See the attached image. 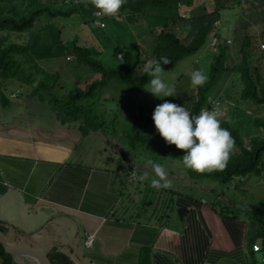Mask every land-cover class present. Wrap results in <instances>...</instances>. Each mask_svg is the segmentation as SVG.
<instances>
[{
    "label": "crops",
    "instance_id": "obj_1",
    "mask_svg": "<svg viewBox=\"0 0 264 264\" xmlns=\"http://www.w3.org/2000/svg\"><path fill=\"white\" fill-rule=\"evenodd\" d=\"M214 1L193 0L181 5L179 11L183 9L180 13L189 18L195 8L208 12ZM258 1L251 2L253 7L264 10V1ZM228 2H220V10L228 7ZM238 4L243 6V2ZM123 16L132 30L135 14ZM79 20L82 22V17ZM46 25L40 26L39 32L47 45H37L33 32L27 33L26 44L31 50L33 43L37 56L52 57L51 35L60 34L61 28L54 25L42 30ZM98 27L107 29V22L104 28ZM64 48L65 59L72 60L67 58L70 49ZM51 68L49 72H54L55 67ZM77 69L84 70L80 65ZM99 77L96 73L79 80L85 85ZM12 80L18 86L0 96V224L5 234L44 247L46 252L64 254V264H247L248 217L243 211L235 213V206L225 209L221 193L207 199L193 191L196 186L180 185L170 188L176 190L174 194L159 191L167 200L165 205L170 202L168 209L144 207L141 192L149 189L147 181L138 179L128 158L112 156L104 131L83 134L77 124L59 121L45 99L30 96V85L10 78L2 81L1 87L6 88ZM22 93L23 99L18 97ZM98 132L103 137L97 136ZM124 163L129 166L125 175L119 168ZM133 170L136 174L130 180ZM117 210L134 215L117 218ZM160 211L167 212L166 216ZM86 232L95 235L88 249L83 245ZM12 258L18 264H37L24 256Z\"/></svg>",
    "mask_w": 264,
    "mask_h": 264
},
{
    "label": "trees",
    "instance_id": "obj_2",
    "mask_svg": "<svg viewBox=\"0 0 264 264\" xmlns=\"http://www.w3.org/2000/svg\"><path fill=\"white\" fill-rule=\"evenodd\" d=\"M241 1L237 0V2ZM192 2L193 0H127L118 15L136 13L143 14L148 19L147 25L155 36V44L151 52L152 61H159L161 57H168L171 61L168 64L161 63V67L173 65L189 55L202 51L207 44L208 46L212 43L215 45V50L210 49L214 56L209 67V78L203 86L197 87L196 100L190 110L192 116L198 115V111L203 106L206 100V96L203 95L205 90L210 89L220 80L222 82L217 85V95L213 98L220 101V108L222 109L223 101L219 86L226 82L231 73L239 74L241 82L240 97L242 100H248L255 106L264 105V81L261 79L262 73L259 67L263 58H261L259 52L264 50L257 47L254 38L247 31L240 39L238 49L240 58L236 61L231 57L232 53H235L232 51L235 49L230 47L232 40L229 38L222 39L219 29L211 34L215 20L220 19V7H216L210 12L203 8L197 11L195 8L191 11L192 13L189 12V18H187L186 15L180 13L179 9L181 5H190ZM228 8L231 9V7ZM95 9L90 3L85 6L84 0L78 2H74V0H41L38 5L37 0H0V84L7 79L16 78L30 85L33 96L48 101L58 116L66 118L68 122L71 121L70 123L77 124L82 129L83 134H86L89 130L98 131L99 128L105 133L108 132L107 127L111 125L113 135L107 133L108 137L106 136V139L107 143H112L113 140L115 142L116 138V143H114L116 149L118 144L124 141L130 149L141 147L142 152L151 155V160L159 157L162 161L168 157L174 158L183 164L185 150L178 149L174 144L166 143L156 130L152 119L155 108L149 113H145L141 109H130L129 112L125 113V118L120 119L115 114L109 120L99 116L94 109L95 103H97L94 100L96 89L108 85L111 81L125 85L129 96L131 93H139L148 84L151 77L146 74L133 76L137 69L143 66L139 51L130 63L120 62L117 65L106 66L100 60L94 58L92 55L96 53L94 49L73 40L70 48H68L70 54L75 55L78 64L89 67L93 72L98 73L100 77L86 83L84 86L72 84L71 87H67L70 89H66L61 82L56 80V73L45 71L37 65L30 54L29 45L16 40V37L20 36L21 33L34 28L36 19L41 15L46 14L49 17L71 16L79 13L78 10H80L83 17H85L84 14H87L88 18H92L91 14ZM227 40H230V42H227ZM72 55H70L71 59ZM56 83L58 88L61 91L63 90L60 96L54 93ZM210 101L206 104L208 109ZM253 122L257 127L262 128V133L253 134L247 141H244L238 126L235 123V125L231 124L224 114L221 119V127L231 132L235 140V148L238 151L234 149L224 171L200 174L185 168V173L189 178L228 183L237 176L244 177L249 173L261 174L264 171V164L261 161V154L264 152V119L256 117ZM125 157L126 154L122 153L119 159L127 160ZM127 157L131 168L136 169L135 164H137L140 168H145L144 173H150L151 167L147 164L143 165V163H146L145 161L140 159V162H136L132 156ZM146 184H148L149 189L142 196L144 207H150L154 210L156 207L158 209H168L170 202L168 201L165 205L167 200L161 199L162 196L159 191L170 195L176 193V190L170 188L157 190L151 187V182L147 181ZM243 207H245L243 212L248 217L250 227L247 264H258L252 244L260 238L264 245V201L249 203ZM116 212L117 214L115 215L114 212V215L117 218L119 216L134 215L131 211L126 213L117 210ZM159 213L166 216L167 212L160 211ZM163 215H160V217H164ZM0 230L3 231L1 224ZM47 255L52 264H60L61 262L64 264L67 259L64 254L55 250L47 252ZM12 257L4 251L3 246L0 244L1 263L18 264L14 262Z\"/></svg>",
    "mask_w": 264,
    "mask_h": 264
},
{
    "label": "rangeland",
    "instance_id": "obj_3",
    "mask_svg": "<svg viewBox=\"0 0 264 264\" xmlns=\"http://www.w3.org/2000/svg\"><path fill=\"white\" fill-rule=\"evenodd\" d=\"M226 1L227 0H215L213 3H211L210 8L208 7V12L210 10L212 11V9H215L216 7H220V2L225 3ZM252 1L255 3L259 2L258 0H242V6L241 4H238L237 0H229L227 6L229 7L231 4H233V6L231 9L228 7L222 9L220 11V21L217 20L212 26V33H215L219 29V34L222 39L229 38L232 40V45H230V47L236 51L232 50L235 53H232L231 57L236 59V61H238L240 58V55H238V49L240 39L244 33L247 31L249 32V34L254 38L258 48H260V43L264 42V20H262L264 19V10L263 7L258 9L253 7V4L251 3ZM40 2L41 0H37V5ZM42 4L44 5V3ZM182 10L183 9L180 11ZM255 11L256 13H252ZM78 12L79 13H75L71 16L58 15L56 17H49L46 14L41 15L36 19L34 28L23 32L20 36L16 37V40L18 42L26 43L28 37L27 33L33 32V39L37 41V45H47L46 42L48 41H45V36L39 32V27H43L48 24L49 19L51 18V23L42 28V30L51 29V27L54 25H56L58 29L61 28L60 34L57 33V31L52 32L54 35L50 34L51 39L49 44L51 45V50L55 51V55H52V57H47L48 55L46 56V54L44 56H37L33 43H31L30 54L41 69L45 71H53L51 67H55V78L58 82H61V84H63L66 89H70L67 87H71L75 81H80L79 84L84 86L83 82H81L79 78L86 79L90 74H96V72L94 73L91 69H89V67L78 64L79 62L75 58V55L70 54V52L69 55H72V60L68 61L65 59L66 49L64 46H68L67 48H70L73 40H76L81 45H85L91 49H94L96 51V53L92 54L94 58L100 60L106 66L117 65L120 62L130 63L135 59L136 53L139 51V57L143 62V66L140 69H137L133 76L141 75L140 73L142 72L145 63L148 60H152L151 52L153 45L155 44V36L153 32L150 31V27L147 25L148 19L143 16V14L134 13V26H130L132 30H129L128 28L130 22L128 18L126 19V17L123 16V14L120 17L104 16L103 20L105 25L107 22V29H100L98 27L99 22L96 18H88L87 14H84L85 17H83L82 12L80 10H78ZM79 17H82V22L80 21L81 19L79 20ZM113 21L122 23L125 26L122 28L118 27ZM47 49L48 48H46V50ZM210 49L213 50L212 46H208L207 44L202 51H198L197 53L189 55L173 65L162 66L164 70L162 73L163 79L167 84L174 87L175 96L163 98L155 97L150 92L145 90V87H147L148 84L145 85V87L139 93H131L129 96L125 85H120L114 81H111L108 85H104L103 87L96 89L94 97V100L97 101L94 106L95 111L99 114V116L105 117L106 120L113 118L115 114H117L120 119H123V117L125 118V113L129 112L130 109H141L145 113H149L158 104H162L165 100H167L179 106H184L190 112L192 104L196 100L198 87L192 85L191 73L193 71L200 70L209 78V67L214 56V53L211 52ZM39 51V53H41V50ZM259 55L261 58L263 57V61H260L259 67L262 73L261 79L264 81V51L259 52ZM78 65L82 66L84 70L79 71L77 69ZM239 78V74L231 73L226 82L219 86L221 99L223 101L221 110L226 115V118L231 122V124L235 123L238 126L239 131L244 137V141H247L253 134L262 133V128L257 127L253 121L256 119V117L264 119V105L255 106L250 101L241 99V82ZM220 82H222V80H220L218 83ZM218 83L214 84L210 87V89L205 90V93H203V95L206 96V100L204 101L203 106L200 108V111H198V115L204 109L209 110L206 104L213 97H216L218 92L216 90L217 85H219ZM8 84L9 83H6V85ZM15 86H18L16 80H12L11 83L6 87L7 89L1 87L0 96H2V93L6 92L7 90L15 89ZM31 90L32 88L30 87V91ZM62 92L63 90L61 91L58 88V84L56 83L54 87V93L60 96ZM18 95L19 98H25L22 97L23 93ZM30 96L33 97L31 93ZM48 103L49 102L47 101V105ZM48 106L49 108H52L50 103ZM51 110H53V108ZM1 112L2 111L0 110V113ZM53 112L55 116H58L54 110ZM58 117L61 118L59 121H63L64 123L71 122H68V120L64 117ZM100 130L101 129L99 128V132ZM106 130L108 132L104 133L105 137H108L107 133L109 135H113V129H111V125H109ZM99 132L97 136H102ZM114 143H116V138L115 142L113 140L112 143H107L108 151L113 157L117 156V158H120L122 153H124L126 154L125 158H128L127 156H132L136 162H140V159H142L146 162L143 163V165H146L147 161L151 160V155L142 152V149H140L141 147H137V149H130L128 144L122 141V143L120 142L118 144V148L116 149ZM235 151H238V149L235 148ZM152 160L165 166L168 172V177L173 182L172 188H180V185H193L196 186L193 191H196L197 194L206 196L207 199H211L215 193H221L219 197H221V203L225 205V209L228 208L227 205H232V207L235 206V213L243 211L245 208L243 206H246L249 203H260V201H264V171L261 174L249 173L243 177V180H240L241 176H237L228 183H220L218 181L209 179L189 180V178H186L187 174L185 173V167L180 161L168 157L164 158L162 161H160L159 157H156ZM261 161L264 164V152L261 154ZM128 167V164L124 163L119 167L122 171L120 169L119 170L125 175L128 172ZM135 167H137L135 169L137 172V177L144 174L145 168H140V166H137V164H135ZM135 170L130 171L129 174L133 173L135 176ZM154 178L156 177L151 169L150 173H148L147 181L151 182V180ZM209 184L214 186L215 189H212ZM140 188L142 189L143 186H140ZM145 192L147 191L142 189L141 195L143 196ZM161 199L164 198L161 197ZM227 201L228 203L231 201V204H228ZM147 210L149 211V209ZM23 238L24 236H20V239ZM257 241L262 243V239L260 238L257 239ZM39 248L44 249V247L42 248L41 246H39ZM254 256L258 264H264V257L261 256L260 252H255Z\"/></svg>",
    "mask_w": 264,
    "mask_h": 264
},
{
    "label": "clouds",
    "instance_id": "obj_4",
    "mask_svg": "<svg viewBox=\"0 0 264 264\" xmlns=\"http://www.w3.org/2000/svg\"><path fill=\"white\" fill-rule=\"evenodd\" d=\"M127 0H84L93 5L104 16H116ZM105 27V25H100ZM122 61V59H121ZM168 57H161L159 61L148 60L141 75L151 77L145 90L158 98L175 96L173 86L167 84L162 76L164 72L161 63L168 64ZM208 77L200 70L191 73L193 86H203ZM214 99V98H213ZM224 115L217 105L212 110L204 109L199 115L192 116L184 107L165 100L158 104L152 114L156 130L168 144H174L178 149L185 150L183 165L197 173H211L224 171L235 149V140L231 132L221 127V117ZM147 165L155 174L151 180L154 189H168L173 182L168 177L165 166L148 160ZM141 181L148 180V174L138 177Z\"/></svg>",
    "mask_w": 264,
    "mask_h": 264
},
{
    "label": "water",
    "instance_id": "obj_5",
    "mask_svg": "<svg viewBox=\"0 0 264 264\" xmlns=\"http://www.w3.org/2000/svg\"><path fill=\"white\" fill-rule=\"evenodd\" d=\"M0 244L4 251L13 256H24L34 260L37 264H52L47 252L35 245L19 242L0 230Z\"/></svg>",
    "mask_w": 264,
    "mask_h": 264
},
{
    "label": "built area",
    "instance_id": "obj_6",
    "mask_svg": "<svg viewBox=\"0 0 264 264\" xmlns=\"http://www.w3.org/2000/svg\"><path fill=\"white\" fill-rule=\"evenodd\" d=\"M78 1H81V0H74V2H78ZM92 16L99 21L100 25H105L104 20H103L104 15L99 14V10L98 9H95L92 12ZM211 34H214V33L211 32ZM227 42H230V40H227ZM211 46H212L213 50L216 49V47H215V45L213 43L211 44ZM260 47L262 49H264V42L260 43ZM67 58L69 59V58H71V56H69ZM217 105L220 107V101L218 99H215V98L212 99L210 101V110H212L214 108V106H217ZM129 176H130L129 179L132 180L133 177H134V174L131 173V174H129ZM94 238H95L94 233L86 232L85 237H84V242H83L84 247L87 248V249L91 248V246H92V244L94 242ZM252 249H253V251L260 252L262 255H264V246L262 245V243H260V244L253 243L252 244Z\"/></svg>",
    "mask_w": 264,
    "mask_h": 264
}]
</instances>
